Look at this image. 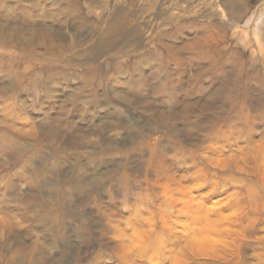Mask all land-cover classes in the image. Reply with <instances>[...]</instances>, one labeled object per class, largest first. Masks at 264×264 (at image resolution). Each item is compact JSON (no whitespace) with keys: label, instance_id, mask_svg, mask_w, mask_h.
<instances>
[{"label":"rangeland","instance_id":"obj_1","mask_svg":"<svg viewBox=\"0 0 264 264\" xmlns=\"http://www.w3.org/2000/svg\"><path fill=\"white\" fill-rule=\"evenodd\" d=\"M62 1L0 0V26L41 29L37 34L40 37L28 36L25 38L26 42L19 43L22 41L19 40V35L13 36L12 43L0 40V47L7 49H0V157L5 159L1 163L6 164L3 172L12 174L8 183L0 176V234L4 232L5 235L0 249L7 241H21L23 246H35L46 254V259L40 264H86L88 255L79 258V251L83 249L80 247L89 237L95 241L105 239L104 236L95 238L97 236L93 234L100 232L101 224H104L101 219L104 220L105 217L99 219L97 215L100 203H92L85 193H76L74 186L89 181L91 171L100 174L96 168H120L123 164L136 167L142 164H210V157L205 152L214 147L215 143L220 149H239L236 155L245 154L243 158L247 160H241L240 164H258V161L252 163L247 155L252 156L254 143L262 141L260 144L264 148V16L256 17L253 12L244 13L241 21L228 31L223 30V24L227 21L224 16L226 6L240 9L247 1L248 6L252 7L251 11L259 7L264 11V0L259 3L257 0H217L219 3L215 11L205 5L203 0H199V4L196 2L193 5V10L182 13L179 22L181 28L193 23L199 24L202 26L199 31L187 30L189 28L186 31L169 29L154 37L145 33L147 39L154 41L148 51L144 49L135 54L129 62V69H133L138 60L146 59L147 54L156 50L155 46L159 49L160 44L164 46L160 50L165 56L171 45V50H176L174 53L178 55L177 60L162 63H151L152 58L146 59V64L142 65L148 78V86L145 87L137 84V75L135 77L133 71L129 75L133 84L123 85L112 81V77L118 76V73L110 66L98 72L82 67L85 60L78 59L76 55L85 48L88 49L90 42L94 43L98 38L94 36V29L99 23L100 11L90 12L92 0ZM143 1L145 0L114 2L110 7L111 16L107 12L106 17L115 19L120 14L119 10L126 6L132 11L139 9L140 14H136L131 22L144 27V31L150 17L155 18V11H149V0L145 3ZM165 1L158 0V10L164 8ZM62 24L64 29H76L78 39L84 42L83 45L89 42L88 46L81 43L69 53L63 51L62 46L54 48L57 39L52 31L58 32ZM164 26L167 29V24ZM100 27H105L104 22ZM0 38L10 41L8 33H3ZM40 40L44 42L43 47L38 45ZM153 45L155 46L151 48ZM32 48H36L40 55L50 49L46 59H50L53 49H57L53 56L57 61H46L36 55L29 56ZM64 56L69 57L64 60ZM180 57L184 59L183 62ZM189 62L197 70L190 77L188 72H181ZM215 72H218L216 78ZM120 92L128 95L121 96ZM144 92L153 93L148 102L152 107L146 108L140 101ZM24 116L36 119V126L40 131L37 135L41 140L17 130L15 121L21 122ZM124 117L130 118L133 124L124 129L113 130V124ZM148 121L160 125V131L151 137L152 142L158 145L150 153L145 145L141 151L129 155L116 153L106 157L99 156L109 153H103V144L119 142L121 136L139 138L136 135L140 133L133 130H141ZM77 149L81 152H95L72 153ZM197 151L199 154H196ZM231 156L228 155L223 160L233 164L235 160ZM121 178L117 176L115 181L121 182ZM12 183L15 185H10ZM23 218L31 221L24 228L20 227L23 229H17L10 235L3 231L4 220L18 222ZM3 251L0 250V264L35 263L31 257H13V250L11 253L8 249ZM107 258L111 264L117 263L109 251Z\"/></svg>","mask_w":264,"mask_h":264},{"label":"bare ground","instance_id":"obj_2","mask_svg":"<svg viewBox=\"0 0 264 264\" xmlns=\"http://www.w3.org/2000/svg\"><path fill=\"white\" fill-rule=\"evenodd\" d=\"M46 1L47 0H45V2ZM145 1H143V3H145ZM149 1V11L152 10L157 13H153L155 18L150 17L146 29L143 31L144 27L139 24H132L131 22V19L136 17V14H140L139 9L132 11V9L127 6L123 7L119 10L120 14L117 15L115 19H110L106 17V13L108 12V15H110V7L113 6L114 2L118 3L120 0H92L90 12L100 11L99 23L94 29V36H98V38L94 43L93 41L90 42L88 49L85 48L84 51H80V53L76 55L78 59L82 58L85 60L84 63L82 62V67L85 66L84 68L91 72H98L110 66L112 70L114 69L115 72L118 73V76L116 75L115 77L114 75L112 77V81L123 85L126 83H130V85L133 84L131 82L132 78L129 76L131 71H133L135 77L137 75V84L145 87L148 83V78L146 76V71L142 69V65L146 64V59L152 58L150 61L151 63L177 60L178 55L174 53L176 50L174 52L171 50L173 48L172 45L168 46L170 50H167V56L160 50V48L163 49L164 46L160 44L159 49H157L156 46L153 45L151 48L155 46V51L147 54L146 59L138 60L133 69L128 68L130 66L129 62L136 56L135 54L144 49L148 51V47L152 45L151 43L154 41L151 38L147 39L144 36L145 33L147 36L152 35V37H154V35L158 36L169 29L186 31V29L189 28L187 30L199 31V29L202 28L201 25L196 23L186 26V28L183 26V28H181L179 23L182 13L192 9L193 5L199 0H166L163 3L164 8L160 10H158V0ZM203 1L205 5L209 6L214 11L218 8L219 2L217 3V0ZM259 2L260 0H257V3ZM225 8L226 14L224 16L227 18V21L223 24L224 31H228L232 26L237 25V23L241 21L243 15H245L244 13L250 14L253 12V15L256 17L264 16V11L261 7L255 9V11H251L252 7L248 6L247 1L243 8L240 9H231L227 6ZM141 12H143V10H141ZM102 22H104L105 27L100 29ZM165 24H167V29H165ZM31 29L32 30H25L19 26L5 28L0 26V37L3 33H8L10 41H5L3 38H0V40L5 43H12L11 40L13 36L19 35V40H22L19 43H21L25 41V38L28 36H39L37 34H39L41 29ZM75 30L73 28L64 29L62 24L58 32L52 31L57 39V44L55 43L56 45L54 48L62 46L63 51L68 52L75 50L81 43L83 45L84 42L78 39ZM43 40H40L38 43L41 47L44 45ZM191 42H193V40H191ZM87 44H89V42H85L83 46H88ZM32 46L34 47V45ZM177 47H179V45ZM0 49L3 51L7 50L1 47ZM49 50L50 49H46L45 52L40 55L37 49L34 48L28 54L29 56H40L46 61H57V59H53L57 49H53L54 52L51 54V58L46 59ZM68 57L69 56H64L63 59L66 60ZM181 60L183 62L184 59L180 57V61ZM190 62L192 63L193 61ZM190 62L181 70L183 74L188 72L189 77L190 74L197 71L190 65ZM107 73L109 75V72ZM214 74L215 77H213L216 78L218 72ZM203 88L205 87H202V89ZM120 95L126 96L128 93L120 92ZM151 95H153V93L146 94V92H144L143 96L140 97V101L142 104L144 103L146 108L152 107V104L148 103L151 100ZM175 100L178 101L179 99ZM35 121L36 119L34 118H26L24 116L21 122L15 121V125L18 127L17 130L19 132L31 138L41 140L37 135L40 131ZM120 121L113 124V130L124 129L133 124L130 118L127 119L124 117L120 119ZM159 129V124L148 121L141 127V130H133L140 133L136 135L139 136V138L121 136L119 142L112 140L114 142L110 144L102 143L104 146V149H101L103 153L104 151H109V153L100 154L99 156L106 157L116 153H125L129 155L132 152L141 151L145 145L148 147L150 153L154 149L153 147L158 145L152 142L151 137L156 134L155 132L160 131ZM261 142H259V144L254 143L251 151L252 156L247 155L250 157L248 159H251L252 163L258 161V164H240L239 162L241 160H247L243 158L245 154L236 155L239 149L230 147L226 149V145V147L224 146L226 150H224L223 148H218L216 146L217 143H215L214 147L205 152L208 155L207 157H210V164H142L140 167L131 164H123L122 166L120 165V168H110L111 166H109L104 170L95 167L100 174H95L91 171V179L76 184L74 190L76 193L87 194L92 203H100L97 215H99V219H101L102 216L105 217L104 220L101 219L104 224H101L102 228H100V232H93V234L97 236L95 238L104 236L105 239L100 238L99 241H95V239L92 240V238L89 237L87 241H83L84 245L80 247V249H83L79 251V258H84L88 255L86 264H111L110 259L107 258L109 251L111 255L116 258V264H264V148L262 149ZM41 147L42 146H40V148ZM93 152H95V150L81 152L77 149V151L72 153L93 154ZM197 153L198 151L196 154ZM205 153L204 156H206ZM232 154L234 156H231ZM228 155L235 160L233 164H229L231 163L230 161L223 160ZM220 158H222V160ZM2 162L4 163L5 159L0 157V176H2V180L5 183H8L11 181L12 174H5L3 172L6 164H1ZM117 176L122 177L121 182L115 181ZM108 179H110V181H107ZM10 185L15 184L12 183ZM18 188L21 189V186H18ZM23 220L24 218L18 222H13L11 219L4 220L2 225L3 231H6L7 234L10 235L15 233L17 229H23L31 222L28 219ZM23 223L26 224L23 226ZM31 235L32 233L29 237ZM4 237L5 235L3 232L0 234V243ZM21 243V241H15L13 243L7 241L5 243L6 245L0 250L3 251L8 249L10 253L13 250L12 255L15 258L27 259V257H31L35 260L34 264L43 263L42 261L45 260L47 256L40 248L35 246L25 247ZM104 248L106 249L102 250ZM72 252H75V250H72Z\"/></svg>","mask_w":264,"mask_h":264}]
</instances>
